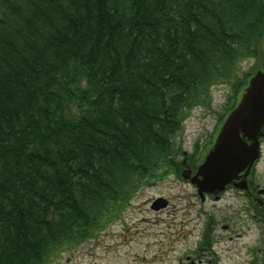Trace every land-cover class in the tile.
<instances>
[{
	"label": "trees",
	"instance_id": "1",
	"mask_svg": "<svg viewBox=\"0 0 264 264\" xmlns=\"http://www.w3.org/2000/svg\"><path fill=\"white\" fill-rule=\"evenodd\" d=\"M263 48L264 0H0V264L87 242L183 169L185 111L243 95Z\"/></svg>",
	"mask_w": 264,
	"mask_h": 264
},
{
	"label": "rangeland",
	"instance_id": "2",
	"mask_svg": "<svg viewBox=\"0 0 264 264\" xmlns=\"http://www.w3.org/2000/svg\"><path fill=\"white\" fill-rule=\"evenodd\" d=\"M261 51L259 58L239 61L241 77L264 71V48ZM250 78H246L248 83ZM237 95L229 83L213 85L202 102L185 111L182 129L175 138L180 164L185 155L193 171L202 163L225 118L240 101L242 94ZM179 168L141 188L124 210L87 242L61 247L44 264L261 262L264 235L252 218L248 199L228 190L218 201L208 196L203 201L197 188L183 179L184 169ZM253 172L254 181L264 188V144ZM159 198L166 199L169 206L155 211L151 207Z\"/></svg>",
	"mask_w": 264,
	"mask_h": 264
},
{
	"label": "water",
	"instance_id": "3",
	"mask_svg": "<svg viewBox=\"0 0 264 264\" xmlns=\"http://www.w3.org/2000/svg\"><path fill=\"white\" fill-rule=\"evenodd\" d=\"M264 71H258L249 82L237 107L223 123L213 147L193 175L187 166L182 173L185 181L195 186L204 201L206 195H218L232 183L247 189L246 178L260 157V139L264 136ZM244 174L239 183L237 179ZM169 206L164 198L154 201L152 209L159 211Z\"/></svg>",
	"mask_w": 264,
	"mask_h": 264
},
{
	"label": "flooded vegetation",
	"instance_id": "4",
	"mask_svg": "<svg viewBox=\"0 0 264 264\" xmlns=\"http://www.w3.org/2000/svg\"><path fill=\"white\" fill-rule=\"evenodd\" d=\"M264 133V129H263ZM261 147L264 144V136L260 139ZM258 162V161H257ZM255 167V165H254ZM253 167V168H254ZM254 170L252 169L251 174L245 179L243 175L239 179L235 181V183H239L242 180H246L247 182V189H239L235 186V184L229 185L226 190L218 195H208V197L215 199L216 201L220 200L223 196V194L228 190H235L244 197L248 199V201L251 204V207L253 209V219L256 220V223L259 225V228L263 231L264 235V188L257 184L254 179ZM225 229H228V227H225ZM232 239V238H231ZM198 264H203L202 260L198 261ZM190 264H197L194 261H191Z\"/></svg>",
	"mask_w": 264,
	"mask_h": 264
}]
</instances>
